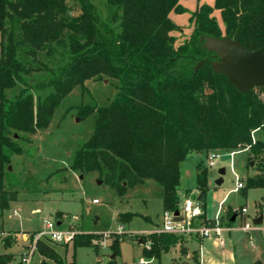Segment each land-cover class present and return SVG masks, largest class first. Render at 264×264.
Listing matches in <instances>:
<instances>
[{"label":"trees","instance_id":"trees-1","mask_svg":"<svg viewBox=\"0 0 264 264\" xmlns=\"http://www.w3.org/2000/svg\"><path fill=\"white\" fill-rule=\"evenodd\" d=\"M69 1L0 0V212L17 198V192L3 186L10 156L21 153L17 140L46 129L60 100L88 80H115L117 93L107 107L80 108L81 117L94 111L96 119L92 136L75 153L72 170L99 173L119 197L152 180L161 188L163 212H175L180 165L190 154L247 149L256 174L240 178L244 187L238 192L246 197L249 189L264 190V143L253 141V133L264 128L259 98L264 89L241 93L214 74L209 62L194 74L198 61H213L200 41L203 36L238 40L247 50L264 47V0H214L213 6H197L189 16L191 34L177 47L173 33L181 28L169 15L186 11L181 0H105L104 18L87 0H74L79 13L71 15ZM38 72L48 74L33 86L43 96L34 97L32 87H24L14 99L6 98V90L24 85L23 77ZM207 180L208 170L198 164L196 190L204 196ZM190 194L185 191L186 197ZM227 215L231 224L236 214ZM200 220L214 224L204 211ZM92 238L75 236L72 250L91 248ZM184 240L153 232L142 242L148 243L142 256L159 260L178 244L184 254ZM111 246L119 249L116 242ZM35 251L42 258L39 264H65L46 241L37 240ZM192 255L195 260L196 253ZM13 258L0 254V264H12Z\"/></svg>","mask_w":264,"mask_h":264},{"label":"rangeland","instance_id":"rangeland-1","mask_svg":"<svg viewBox=\"0 0 264 264\" xmlns=\"http://www.w3.org/2000/svg\"><path fill=\"white\" fill-rule=\"evenodd\" d=\"M87 1L100 17H106L105 0ZM181 4L186 9L183 14H170L172 21L181 28L180 32L173 33L174 47L189 38L192 31L189 16L196 7L213 6L214 0H181ZM68 5L71 15L79 13L74 0H70ZM213 17L223 31L224 24L217 10H214ZM47 79L45 72L23 77L24 85L17 83L5 91V96L12 100L24 87H32L29 91L34 97L43 96L33 86ZM117 85L115 80L103 79L88 80L74 87L60 100L46 129L33 135H21V139L17 140L21 153L10 156L3 181L4 189L17 192V198L7 210L0 212V254L14 255L12 264H19L20 258L31 251L34 235L44 230L46 222L56 225V230L70 228L75 231V236L93 237L91 248L79 247L75 250H72L73 241L58 244L46 240L65 264L72 261L74 264H109L110 261L114 264H139L140 260L147 264H196L197 255L195 260L188 257L193 251H198V245L193 240L181 242L186 248L184 254L180 253L178 244L162 254L159 260H146L142 256L143 246H148V243H142L143 240L148 234L158 232L162 223L161 188L156 182L147 180L127 189L119 197L103 182L99 173H79L71 169L75 153L92 136L96 119L94 111L81 117L80 108L107 107L116 96ZM254 140L264 143V128L254 134ZM214 154L218 158L213 168H208L206 154L202 152L190 154L180 165L179 207L186 197L185 191L196 186V167L200 164L201 168L208 170L205 198L201 202L196 201L200 194L196 189L188 198L197 202L208 218L216 216L222 202V226L232 228L224 233L223 248H216L213 238L204 240L207 251L204 252L206 260L203 264H253L257 261L264 264V232L256 228L250 232L241 230L244 222L253 226V217L259 212L264 213V190L249 189L246 197L233 191L236 188L235 174L241 179L254 176L255 162L250 160L248 151H240L232 157L228 151ZM222 168L225 174L220 177L218 171ZM220 178L223 183L216 186ZM241 208L247 210L244 216L237 211ZM228 211L229 216L236 214L231 224L227 222ZM127 214L133 216L125 222ZM57 223L60 225L57 226ZM140 240L142 242L138 244ZM114 242L118 250L112 248ZM114 254L116 256L111 259ZM41 259L34 250L29 264H39Z\"/></svg>","mask_w":264,"mask_h":264},{"label":"built area","instance_id":"built-area-1","mask_svg":"<svg viewBox=\"0 0 264 264\" xmlns=\"http://www.w3.org/2000/svg\"><path fill=\"white\" fill-rule=\"evenodd\" d=\"M259 98L264 103V90L259 93ZM253 141L254 138H253ZM244 151H247L245 149ZM237 152H229V155L232 157L233 155L239 153ZM215 152H208L206 154V160L208 164V168L215 167L216 160L218 158ZM236 179V188L233 190L234 192H238L240 189L244 187L243 182H241L240 178L235 174ZM96 203V201H94ZM222 202H220L219 210L214 218V224L208 226L200 220V217L203 215V211L199 204L188 197H185L181 207H178L179 216L182 218L180 222L174 221L173 212H163L162 215V223L161 227L159 228V233L169 234V235H176L183 237L186 241L190 240H203L213 238L216 244V247L223 248L225 246L224 241V233H228L232 230L230 226L223 227L221 221V212ZM241 216H244L247 213L245 208H241L237 210ZM237 213V212H236ZM262 216V223L258 226H251L244 222L241 227V230L244 232H250L254 228L259 229L260 231L264 232V213L259 212L253 217V220L257 219L258 217ZM228 222V221H227ZM229 224V223H228ZM54 224L46 222L44 226V230L38 232L33 237L31 251L24 254L22 258L19 260V264H29L31 256L35 250V243L37 240L42 241H50L53 243L58 244H69L73 241L76 233L72 229L68 228L65 230H56ZM44 239V240H43ZM139 264H147L145 261L140 260Z\"/></svg>","mask_w":264,"mask_h":264},{"label":"water","instance_id":"water-1","mask_svg":"<svg viewBox=\"0 0 264 264\" xmlns=\"http://www.w3.org/2000/svg\"><path fill=\"white\" fill-rule=\"evenodd\" d=\"M203 47L212 53L213 61L208 58L200 60L194 67V74L205 63L209 62L214 74L222 75L226 80L239 92L248 93L251 90L262 88L264 89V47L257 50H247L238 40H231L227 37L213 38L201 37ZM253 163L250 162V166ZM225 174L223 169L218 171V175L222 177ZM222 179L216 181V186L221 185ZM204 193L201 192L196 198V201L204 200ZM174 221L180 222L182 218L179 216V211L173 212ZM236 216L233 215L231 222L235 221ZM262 223V216L253 220V225L258 226ZM60 223H57L59 226ZM141 240L138 244H141ZM115 255L111 256L114 259Z\"/></svg>","mask_w":264,"mask_h":264},{"label":"crops","instance_id":"crops-1","mask_svg":"<svg viewBox=\"0 0 264 264\" xmlns=\"http://www.w3.org/2000/svg\"><path fill=\"white\" fill-rule=\"evenodd\" d=\"M180 4H181V2H180ZM182 5V4H181ZM182 7H184L183 5H182ZM169 18H170V15H169ZM170 20L172 21V19L170 18ZM173 22V21H172ZM174 23V22H173ZM175 24V23H174ZM175 25H177V24H175ZM177 26H179V25H177ZM259 132V130H257V131H255L254 133H253V138H254V134H256V133H258ZM255 139H256V137H255ZM215 153H217L218 151H214ZM223 152V151H222ZM224 152H226V151H224ZM202 153H205V152H202ZM206 154V153H205ZM183 163V162H182ZM216 165V164H215ZM224 171H225V169L224 168H222ZM181 177V176H180ZM218 181V180H217ZM222 183H223V180H222ZM221 183V184H222ZM195 185H196V175H195ZM195 189H196V186H195V188L194 189H192V190H190V191H195ZM208 218V217H207ZM215 218V217H214ZM214 218H208V219H214ZM204 240L205 239H203V240H193V242H195V243H197V245H198V251H193V252H195L196 253V255H197V261H194L196 264H198L197 262H199V264H203V262L206 260V258H205V256H204V252L205 251H207L206 249H205V247H204ZM213 245L216 247V244H215V241H213ZM217 248V247H216ZM188 257L190 258V259H192L193 258V255L192 254H190V255H188ZM231 258V260H232V257H230Z\"/></svg>","mask_w":264,"mask_h":264}]
</instances>
